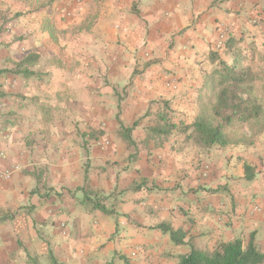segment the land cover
<instances>
[{"label":"crops","instance_id":"crops-1","mask_svg":"<svg viewBox=\"0 0 264 264\" xmlns=\"http://www.w3.org/2000/svg\"><path fill=\"white\" fill-rule=\"evenodd\" d=\"M221 26L264 49V0H0V264L264 254V127L208 149L151 131L214 104Z\"/></svg>","mask_w":264,"mask_h":264},{"label":"trees","instance_id":"trees-1","mask_svg":"<svg viewBox=\"0 0 264 264\" xmlns=\"http://www.w3.org/2000/svg\"><path fill=\"white\" fill-rule=\"evenodd\" d=\"M226 58L212 54V62L218 63L211 75L217 88L215 102L210 108V114L200 112L195 121L190 125H176L166 118V115L158 114V122L151 128L157 136L169 135L172 131L180 128L188 133V137L199 146L208 149L212 147H227L239 143H246L232 139V135L226 130L238 133L243 129L252 130L253 125L263 118V107L254 94L253 82L259 79L252 72L254 63L264 61V49H250L242 55L241 40H230L228 37L221 50ZM228 60V61H226ZM247 61L246 66L242 65ZM163 123V124H162ZM259 131L253 133L255 136ZM129 144L131 140L127 135H122ZM246 178L250 179L248 168H245ZM99 206V204H97ZM104 213L107 211L99 206ZM163 233H167L175 243L179 241L178 232L173 231L165 225L158 227ZM264 254L260 253L254 246L252 240L243 245L240 240L228 243H220L213 250L191 248L189 253L178 258V264H262ZM51 264H58L51 258Z\"/></svg>","mask_w":264,"mask_h":264},{"label":"rangeland","instance_id":"rangeland-1","mask_svg":"<svg viewBox=\"0 0 264 264\" xmlns=\"http://www.w3.org/2000/svg\"><path fill=\"white\" fill-rule=\"evenodd\" d=\"M254 49H258V50H263L260 46H255ZM248 50V48H247ZM248 64L247 61H243L242 65L246 66ZM252 72L254 74H257L259 76L258 80H255L253 82V86H254V94L257 97V99L259 100V102L261 103L263 110H264V61L262 63H254V65H252L251 67ZM210 108L211 106H208V108H205V110L203 111L204 114L209 115L210 114ZM264 113V111H263ZM264 123V116L262 118L261 121H259L257 124L253 125L252 130H247V129H243L242 131L238 132V133H233L231 131L226 130V133L229 134L232 139L236 138L237 140L241 141V142H249L253 139L254 135L253 133L256 131H259L260 126H262V124ZM261 131V130H260Z\"/></svg>","mask_w":264,"mask_h":264},{"label":"built area","instance_id":"built-area-1","mask_svg":"<svg viewBox=\"0 0 264 264\" xmlns=\"http://www.w3.org/2000/svg\"><path fill=\"white\" fill-rule=\"evenodd\" d=\"M228 37H229V29L224 26H221L218 38L214 43L213 50L216 52H220L224 46V42L227 40ZM96 144L101 148H106L110 145V143L107 140H101ZM9 177H10L9 171L0 173V180L2 181L9 179ZM253 209L256 212L260 211V208L257 205H254Z\"/></svg>","mask_w":264,"mask_h":264}]
</instances>
